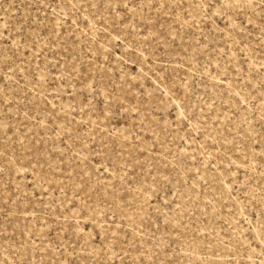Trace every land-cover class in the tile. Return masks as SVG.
Here are the masks:
<instances>
[{"label": "rangeland", "instance_id": "1", "mask_svg": "<svg viewBox=\"0 0 264 264\" xmlns=\"http://www.w3.org/2000/svg\"><path fill=\"white\" fill-rule=\"evenodd\" d=\"M0 264H264V0H0Z\"/></svg>", "mask_w": 264, "mask_h": 264}]
</instances>
